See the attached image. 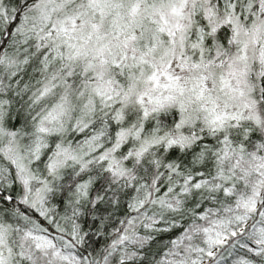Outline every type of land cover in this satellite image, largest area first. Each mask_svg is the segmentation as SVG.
Returning a JSON list of instances; mask_svg holds the SVG:
<instances>
[{"label":"snow or ice","instance_id":"1","mask_svg":"<svg viewBox=\"0 0 264 264\" xmlns=\"http://www.w3.org/2000/svg\"><path fill=\"white\" fill-rule=\"evenodd\" d=\"M0 264H264V0H0Z\"/></svg>","mask_w":264,"mask_h":264}]
</instances>
